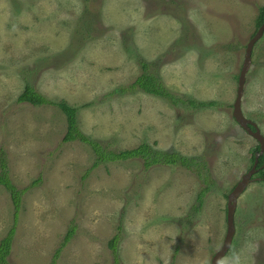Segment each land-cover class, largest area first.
<instances>
[{
	"label": "rangeland",
	"instance_id": "rangeland-1",
	"mask_svg": "<svg viewBox=\"0 0 264 264\" xmlns=\"http://www.w3.org/2000/svg\"><path fill=\"white\" fill-rule=\"evenodd\" d=\"M261 7L264 0H0V162L26 189L4 264H211L227 231L228 195L259 145L233 104ZM144 73L184 102L135 86ZM26 84L77 107L80 131L108 151L149 143L200 163L99 162L89 145L63 140L59 107L17 100ZM242 108L264 135V34ZM13 214L0 185V241ZM235 225L221 264L234 252L240 264H264V181L239 196Z\"/></svg>",
	"mask_w": 264,
	"mask_h": 264
},
{
	"label": "trees",
	"instance_id": "trees-1",
	"mask_svg": "<svg viewBox=\"0 0 264 264\" xmlns=\"http://www.w3.org/2000/svg\"><path fill=\"white\" fill-rule=\"evenodd\" d=\"M264 23V7L259 9V14L257 18L256 27L257 29ZM135 86L140 87L143 91L153 94L159 97H164L171 99L174 104L179 102H184L180 98H175L173 95L168 92L159 82L157 77H153L148 75L147 73L142 74L136 81ZM19 102H27L32 105H55L59 107V109L65 114L67 120V131L63 138L65 142L69 141H80L85 143L91 147L93 152L97 156V161H116V160H125L128 158L139 157L143 160L145 167H150L154 164H166V165H175L180 164L185 167H190L192 164L198 165L200 162L196 161L195 157H188L180 152L175 150L170 151H162L154 149V146L149 143H142L138 147L121 150L118 152L108 151L100 141L90 138L89 136L82 133L77 125V107L71 106L64 101L56 102L50 101L46 99L43 95L37 92L30 84H26L23 92L19 95ZM188 105L191 108L195 109H206L212 106H215V102H196L194 100H189ZM259 150V145L256 147L257 152ZM255 152L252 155V163L255 161ZM264 163V156L259 158L258 162V172L257 176L264 178V168H261V165ZM0 165L2 167V172L0 173V185H3L8 192L10 193L12 203L14 206V216H13V226L10 228L8 234L4 236L0 241V264H4L7 262V256L10 254L12 248V242L14 239V235L16 233V224L19 218V213L21 210V202L22 195L24 194L26 189L19 190L9 179L8 171L6 168V164L1 160ZM202 195L201 193L198 196L199 204L202 203ZM227 211V209H226ZM74 234V230L70 229L64 239L63 245L67 243L72 235ZM118 237L115 236L109 242V247L113 251L116 257V245H117ZM60 251V250H59ZM58 251V252H59Z\"/></svg>",
	"mask_w": 264,
	"mask_h": 264
},
{
	"label": "water",
	"instance_id": "water-1",
	"mask_svg": "<svg viewBox=\"0 0 264 264\" xmlns=\"http://www.w3.org/2000/svg\"><path fill=\"white\" fill-rule=\"evenodd\" d=\"M264 34V23L257 29L254 36L249 40L246 46V53L244 62L238 77V89L235 102L233 104V117L235 121L253 138H255L259 144V151L255 154V161L252 168L242 176V179L238 182L235 188L228 195L227 201V231L221 248L214 254L211 264H221V261L231 248L235 232V213L237 208V201L239 196L245 191L247 185L252 183L255 178L253 175L257 172V166L260 155L264 156V135L257 127L256 123L248 119L242 108L244 87L247 80V73L251 67L252 53L254 45ZM252 127L254 129H252ZM264 164V163H263ZM264 168V167H263Z\"/></svg>",
	"mask_w": 264,
	"mask_h": 264
},
{
	"label": "clouds",
	"instance_id": "clouds-1",
	"mask_svg": "<svg viewBox=\"0 0 264 264\" xmlns=\"http://www.w3.org/2000/svg\"><path fill=\"white\" fill-rule=\"evenodd\" d=\"M222 264H240V256L237 253H233L228 261L222 262Z\"/></svg>",
	"mask_w": 264,
	"mask_h": 264
},
{
	"label": "flooded vegetation",
	"instance_id": "flooded-vegetation-1",
	"mask_svg": "<svg viewBox=\"0 0 264 264\" xmlns=\"http://www.w3.org/2000/svg\"><path fill=\"white\" fill-rule=\"evenodd\" d=\"M251 120V119H250ZM254 122V121H253ZM255 123V122H254ZM243 129V128H242ZM252 129H254L253 127H252ZM244 130V129H243ZM245 131V130H244ZM246 132V131H245ZM247 133V132H246ZM259 151V150H258ZM257 151V152H258ZM256 152V153H257ZM263 155H260V157H262ZM259 157V158H260ZM253 166V165H252ZM252 168V167H251ZM250 168V169H251ZM257 169H258V166H257ZM257 172H258V170H257ZM257 172L253 175V178H255L256 180H254V181H264V178H262V177H260V176H257Z\"/></svg>",
	"mask_w": 264,
	"mask_h": 264
}]
</instances>
